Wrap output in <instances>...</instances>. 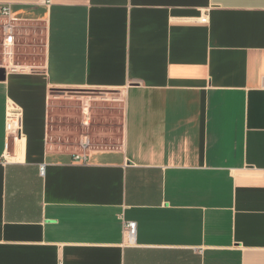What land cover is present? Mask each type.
Returning a JSON list of instances; mask_svg holds the SVG:
<instances>
[{"label":"crops","instance_id":"obj_1","mask_svg":"<svg viewBox=\"0 0 264 264\" xmlns=\"http://www.w3.org/2000/svg\"><path fill=\"white\" fill-rule=\"evenodd\" d=\"M5 3L23 67H0V264H264V0ZM75 88L115 93L86 163L52 93Z\"/></svg>","mask_w":264,"mask_h":264},{"label":"built area","instance_id":"obj_2","mask_svg":"<svg viewBox=\"0 0 264 264\" xmlns=\"http://www.w3.org/2000/svg\"><path fill=\"white\" fill-rule=\"evenodd\" d=\"M44 5H49L51 0H40ZM202 21L206 18L202 17ZM16 19L11 11L10 4L5 3L0 6V67L10 70L22 69L15 61V49L17 46ZM80 117L77 120L79 137L77 144L79 151L72 154L75 162L86 163L89 159L88 149L91 141L88 137V127L90 125V108L93 96H80ZM100 97V96H99ZM96 98V97H95ZM21 111L17 108L8 109L5 116L4 130L6 135V145L8 139L16 142L21 138ZM44 166L39 167L43 173ZM136 223L134 221L123 222V234L127 242H133L135 238Z\"/></svg>","mask_w":264,"mask_h":264},{"label":"rangeland","instance_id":"obj_3","mask_svg":"<svg viewBox=\"0 0 264 264\" xmlns=\"http://www.w3.org/2000/svg\"><path fill=\"white\" fill-rule=\"evenodd\" d=\"M18 37V36H17ZM18 39V38H17ZM23 39L21 38L20 43ZM37 41L39 44H37V47H30V50L33 51L32 53H35L37 55L41 54V48L39 47L40 45V40L37 38ZM18 42V40H17ZM15 51H17L15 49ZM16 61V58H15ZM53 94H63L65 96V100L71 101V104H67L68 102H63V105H60L64 111V113H74L77 118L80 117V101L81 97L80 96H93L94 99H92V103L94 101H99L101 97H112L115 95L114 91L112 90H105V89H89V88H75V89H55L52 91ZM100 96V97H99ZM96 97V98H95ZM107 111L110 112L108 109ZM108 113V112H106ZM110 115L114 116V121L116 123L117 119L120 116V107L116 106L115 110L113 112H110Z\"/></svg>","mask_w":264,"mask_h":264}]
</instances>
